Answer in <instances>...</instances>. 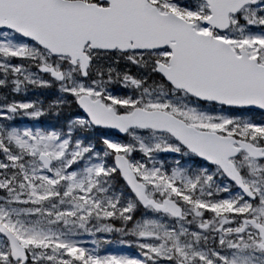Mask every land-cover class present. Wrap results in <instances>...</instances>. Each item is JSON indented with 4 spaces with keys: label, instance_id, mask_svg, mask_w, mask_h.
I'll list each match as a JSON object with an SVG mask.
<instances>
[{
    "label": "snow or ice",
    "instance_id": "1",
    "mask_svg": "<svg viewBox=\"0 0 264 264\" xmlns=\"http://www.w3.org/2000/svg\"><path fill=\"white\" fill-rule=\"evenodd\" d=\"M0 264H264V0H0Z\"/></svg>",
    "mask_w": 264,
    "mask_h": 264
}]
</instances>
